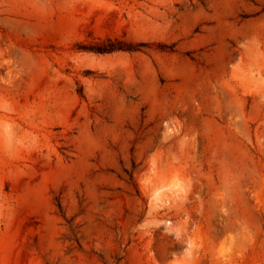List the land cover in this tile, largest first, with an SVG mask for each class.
<instances>
[{"label": "rangeland", "instance_id": "374dc122", "mask_svg": "<svg viewBox=\"0 0 264 264\" xmlns=\"http://www.w3.org/2000/svg\"><path fill=\"white\" fill-rule=\"evenodd\" d=\"M0 264H264V0H0Z\"/></svg>", "mask_w": 264, "mask_h": 264}, {"label": "trees", "instance_id": "16d2710c", "mask_svg": "<svg viewBox=\"0 0 264 264\" xmlns=\"http://www.w3.org/2000/svg\"><path fill=\"white\" fill-rule=\"evenodd\" d=\"M86 48L94 52L103 53V52H110V51L118 50V49H131L132 47H130V45H125L120 42L109 41L107 43L102 42L100 44L91 45L90 47H86Z\"/></svg>", "mask_w": 264, "mask_h": 264}, {"label": "bare ground", "instance_id": "6f19581e", "mask_svg": "<svg viewBox=\"0 0 264 264\" xmlns=\"http://www.w3.org/2000/svg\"><path fill=\"white\" fill-rule=\"evenodd\" d=\"M190 72V71H189ZM181 92V91H180ZM178 94V93H177ZM181 94V93H180Z\"/></svg>", "mask_w": 264, "mask_h": 264}]
</instances>
